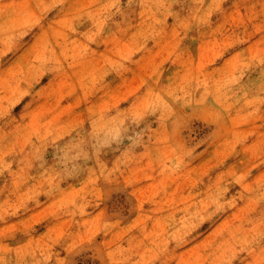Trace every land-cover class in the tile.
Returning a JSON list of instances; mask_svg holds the SVG:
<instances>
[{
    "label": "rangeland",
    "instance_id": "rangeland-1",
    "mask_svg": "<svg viewBox=\"0 0 264 264\" xmlns=\"http://www.w3.org/2000/svg\"><path fill=\"white\" fill-rule=\"evenodd\" d=\"M0 264H264V0H0Z\"/></svg>",
    "mask_w": 264,
    "mask_h": 264
}]
</instances>
